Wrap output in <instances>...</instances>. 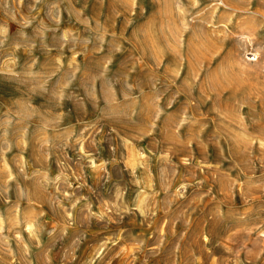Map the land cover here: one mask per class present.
Instances as JSON below:
<instances>
[{
  "label": "rangeland",
  "instance_id": "rangeland-1",
  "mask_svg": "<svg viewBox=\"0 0 264 264\" xmlns=\"http://www.w3.org/2000/svg\"><path fill=\"white\" fill-rule=\"evenodd\" d=\"M0 264H264V0H0Z\"/></svg>",
  "mask_w": 264,
  "mask_h": 264
}]
</instances>
